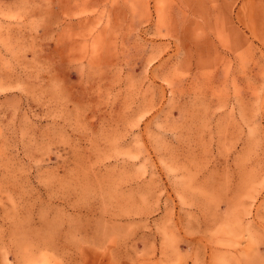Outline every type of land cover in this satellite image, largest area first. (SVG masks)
I'll return each mask as SVG.
<instances>
[{
    "label": "rangeland",
    "instance_id": "rangeland-1",
    "mask_svg": "<svg viewBox=\"0 0 264 264\" xmlns=\"http://www.w3.org/2000/svg\"><path fill=\"white\" fill-rule=\"evenodd\" d=\"M0 264H264V0H0Z\"/></svg>",
    "mask_w": 264,
    "mask_h": 264
}]
</instances>
